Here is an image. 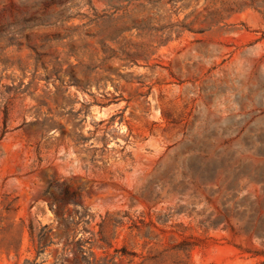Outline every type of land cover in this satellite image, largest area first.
I'll return each mask as SVG.
<instances>
[{
	"label": "rangeland",
	"instance_id": "1",
	"mask_svg": "<svg viewBox=\"0 0 264 264\" xmlns=\"http://www.w3.org/2000/svg\"><path fill=\"white\" fill-rule=\"evenodd\" d=\"M263 262L264 0H0V264Z\"/></svg>",
	"mask_w": 264,
	"mask_h": 264
},
{
	"label": "trees",
	"instance_id": "2",
	"mask_svg": "<svg viewBox=\"0 0 264 264\" xmlns=\"http://www.w3.org/2000/svg\"><path fill=\"white\" fill-rule=\"evenodd\" d=\"M46 229H47V226L43 227V228H42V232L38 235V241H39V242H41V241L44 239L45 234H46ZM31 236L34 238V231H33L32 227H31ZM77 243H78V245L80 246V248H79L80 251H81V252H85V251L83 250V246H84V245L81 244L80 241H78ZM43 250H44V247H41L39 252H42ZM263 263H264V262H263Z\"/></svg>",
	"mask_w": 264,
	"mask_h": 264
}]
</instances>
